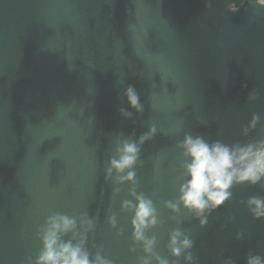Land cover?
Here are the masks:
<instances>
[{"label":"water","instance_id":"obj_1","mask_svg":"<svg viewBox=\"0 0 264 264\" xmlns=\"http://www.w3.org/2000/svg\"><path fill=\"white\" fill-rule=\"evenodd\" d=\"M130 87L143 111L129 103ZM186 135L230 147L264 141L259 0H0V264H37L56 214L76 221L65 243H81L82 221H92L83 241L91 261L264 259V219L248 206L264 199V181L234 185L202 226L180 203ZM125 143L139 157L109 176ZM128 171L135 183L120 181ZM133 191L156 209L145 232L155 238L151 254L134 241V210L123 207L137 205ZM175 231L193 245L180 257L169 248Z\"/></svg>","mask_w":264,"mask_h":264},{"label":"clouds","instance_id":"obj_2","mask_svg":"<svg viewBox=\"0 0 264 264\" xmlns=\"http://www.w3.org/2000/svg\"><path fill=\"white\" fill-rule=\"evenodd\" d=\"M264 5V0H259ZM233 11L235 5L231 6ZM128 101L137 111H143L139 102L138 95L133 88H129L126 93ZM254 99V97H250ZM259 122V117H253L249 128L244 129L247 135L249 129H254ZM155 129L140 138L139 143L143 144L147 139L154 135ZM180 147L184 150V156L190 159V163L184 165L186 175L190 177L181 186L180 203L189 211L201 218V225L207 223L204 219L205 212L222 206L231 198V189L234 185L249 183L255 185L264 181V141L251 143L244 146L239 144L228 146L219 141L209 144L202 137L193 138L186 135ZM120 151L119 159L111 161L109 176L115 169L118 173L123 174L126 170L133 168L139 157V146L136 143H125ZM120 181H130L135 183V173L128 171L127 175H121ZM132 195L138 201L133 206L130 202L125 201V209L134 210L132 220L134 233L133 238L136 242H142L144 251L148 254L153 252L155 238L148 239L145 232L149 227L157 224V213L151 200L146 199L143 195ZM173 211H178V205L173 202L166 204ZM248 206L253 216L257 219H264V199L253 197L248 200ZM115 227V217L110 221ZM81 227L84 236L81 243L73 244L71 241L63 242L61 236L74 231L76 221L64 215H53L48 220V227L43 235L44 249L41 252L37 264H111L110 261L97 254L95 261L89 259L88 252L83 247V241L86 235L93 229L91 220H83ZM182 233L175 231L171 234L170 251L173 256L180 257L185 250L192 248V241L187 237L181 239ZM185 259L189 262L193 257L187 255ZM158 264H169L165 259L157 257ZM143 264H150L144 260ZM248 264H264V259L259 256H250Z\"/></svg>","mask_w":264,"mask_h":264}]
</instances>
